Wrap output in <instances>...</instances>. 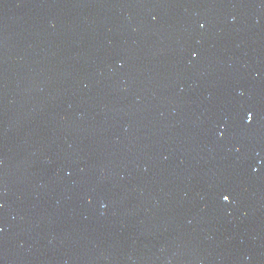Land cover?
<instances>
[{
    "label": "water",
    "instance_id": "water-1",
    "mask_svg": "<svg viewBox=\"0 0 264 264\" xmlns=\"http://www.w3.org/2000/svg\"><path fill=\"white\" fill-rule=\"evenodd\" d=\"M0 264H264V0H0Z\"/></svg>",
    "mask_w": 264,
    "mask_h": 264
},
{
    "label": "snow or ice",
    "instance_id": "snow-or-ice-1",
    "mask_svg": "<svg viewBox=\"0 0 264 264\" xmlns=\"http://www.w3.org/2000/svg\"><path fill=\"white\" fill-rule=\"evenodd\" d=\"M250 119H251V114H249V120H250ZM223 199H224L225 201H227V200L229 199V197H228V196H224Z\"/></svg>",
    "mask_w": 264,
    "mask_h": 264
}]
</instances>
